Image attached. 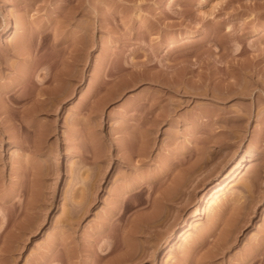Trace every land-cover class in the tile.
I'll return each instance as SVG.
<instances>
[{
	"label": "rangeland",
	"instance_id": "1",
	"mask_svg": "<svg viewBox=\"0 0 264 264\" xmlns=\"http://www.w3.org/2000/svg\"><path fill=\"white\" fill-rule=\"evenodd\" d=\"M0 234V264L247 262L264 241V0H0Z\"/></svg>",
	"mask_w": 264,
	"mask_h": 264
},
{
	"label": "bare ground",
	"instance_id": "2",
	"mask_svg": "<svg viewBox=\"0 0 264 264\" xmlns=\"http://www.w3.org/2000/svg\"><path fill=\"white\" fill-rule=\"evenodd\" d=\"M67 75H68V73H67ZM66 75V76H67ZM69 76V75H68ZM19 78V77H18ZM64 78V77H63ZM21 79H23V78H21ZM20 79V80H21ZM68 79V78H67ZM65 80V79H64ZM70 80V79H69ZM67 83H68V81H67ZM64 84V83H63ZM66 84V83H65ZM66 87V86H65ZM59 90V89H58ZM58 90H56V92L58 91ZM64 90H65V88H64ZM51 92V91H50ZM61 92V93H60ZM58 91V93L56 94L55 93V91H52V94L50 95L51 97L50 98H52V99H56L57 97H58V94H59V97L60 96H62V93H64L63 91ZM66 92V91H65ZM64 95V94H63ZM65 96V95H64ZM51 99V100H52ZM50 100V99H49ZM54 100H53V102H54ZM53 102H52V104H53ZM55 103V102H54ZM144 119V118H143ZM149 120V119H148ZM144 121V120H143ZM146 123V122H145ZM126 128V127H125ZM123 129V128H122ZM138 130V129H137ZM141 131L143 130V129H140ZM149 130L151 131V129L149 128ZM124 131H125V129H124ZM123 131V132H124ZM148 130H146V132H147ZM138 132V131H137ZM145 131L143 130V133H144ZM148 134H141L142 135V139H141V144H140V146H138L137 145V143H136V145H137V147L135 146V148H129V145H127V146H124L125 147V149H127V151H128V148H129V152H127L129 155V157L126 159V155L123 157L124 158V160L126 159L128 162H129V160H130V162H129V164L132 162L131 161V159H129V158H131V157H133V156H135L134 154H137V155H142V154H146L145 152L147 151L146 150V146H147V141L149 140L148 139V137L150 136L149 134V132H147ZM124 134V133H123ZM131 135V134H130ZM146 135H148V136H146ZM109 136V135H108ZM133 136V135H132ZM93 137H97V136H93ZM110 137V136H109ZM113 137V136H112ZM139 137V136H138ZM103 138V137H102ZM111 138V137H110ZM131 138H133V137H131ZM98 139V138H97ZM101 139V138H100ZM104 139V138H103ZM114 139V138H113ZM113 139H112V141H113ZM94 140V143L96 142V141H98V140H95V138L94 139H92V141ZM102 140V139H101ZM100 140V141H101ZM127 140V139H126ZM106 141V142H105ZM131 141V140H130ZM138 141H139V139H138ZM104 142H105V145L107 144L108 145V141H107V139L105 138V140H104ZM92 144L93 145V148L95 149L94 151L96 152V149H97V152L95 153L96 155H95V158H99V157H103V156H108V158H109V160H110V158H111V156H109V154H107V151H102V148H106V147H109V146H105L104 145V147H101V145L99 146V144H101V143H103V142H101V143H97L98 145H97V147L98 148H96V144ZM124 143H126V142H124ZM139 143V142H138ZM149 143V142H148ZM103 145V144H102ZM114 145V144H113ZM112 145V146H113ZM126 145V144H125ZM101 147V148H100ZM99 149V150H98ZM122 149V148H121ZM148 149V148H147ZM105 150V149H104ZM108 150V149H107ZM124 150V149H123ZM123 150H122V152H123ZM126 152V151H125ZM126 153V154H127ZM123 154H125L124 152H123ZM94 155V154H93ZM143 155V156H144ZM119 156V155H118ZM131 156V157H130ZM107 158V157H106ZM122 158V157H121ZM133 158H135V157H133ZM106 160H108V159H106ZM108 160V161H109ZM107 162V161H106ZM241 166V165H240ZM240 166H237L236 168H235V170L232 172V174L229 176V177H225V178H223V179H221L212 189H211V191H209L204 197H202L201 198V203L200 204H197L196 205V207H195V209H194V211H193V214L194 215H198L199 213H201V211H202V209L203 208H206L207 206H208V204L215 198V196H217L222 190H224V188H225V186H229V184H231L232 182H234L235 180H237L238 178V174L240 173V171H239V169H240ZM9 221H7V223L6 224H9L8 223ZM16 222V221H15ZM15 222H13V225H14V223ZM231 222V221H230ZM233 223H235V222H233ZM237 223V222H236ZM17 232H16V236H15V240H16V242L19 244L20 242H21V239H22V226L20 227V225L21 224H19V226H18V222H17ZM243 225V224H242ZM8 226V225H7ZM15 226V225H14ZM241 226V225H240ZM244 226V225H243ZM228 227V228H227ZM235 226H234V224H232V223H229V225L227 224V226H226V228L224 227V230H225V233L223 234L222 233V235L220 236V239H219V237H218V240H216V241H218L217 243L215 242V244L217 245V246H215L214 248H217V249H215V251H216V253L217 254H215V255H218V254H222V252H224V249L225 248H228L229 246V244H230V242H231V239H232V232H234V230H235V228H234ZM181 228V227H180ZM239 228H241V227H239ZM234 229V230H233ZM15 230V229H14ZM177 231H179V230H177ZM223 231V230H222ZM186 231H183L182 232V237L186 234L185 233ZM224 232V231H223ZM185 233V234H184ZM221 234V233H220ZM1 235V234H0ZM1 237V236H0ZM23 237H24V235H23ZM186 237V236H185ZM234 239V238H233ZM262 241V240H261ZM259 243V242H258ZM214 244V245H215ZM257 245V244H256ZM263 248H264V241L261 243L260 242V244H258L255 248H254V250H255V253L252 251H249V255H250V258L247 260V262H245L244 264H248L249 262H251V260H253L254 258H255V256L257 255V254H259L260 252L263 254L264 253V251H263ZM17 249V248H16ZM5 250V249H4ZM251 250V249H250ZM5 251H7V250H5ZM4 251V253H6ZM10 251H12V250H10ZM3 252V251H2ZM212 252H213V250H212ZM8 253V252H7ZM211 253V252H210ZM4 255V254H3ZM214 255V256H215ZM5 256V255H4ZM211 256V255H210ZM213 256V255H212ZM211 256V257H212ZM213 256V257H214ZM260 256V255H259ZM209 257V256H208ZM212 257V258H213ZM258 257V256H257ZM207 259V258H206ZM209 259H211V258H209ZM260 260V259H259ZM207 262V261H206ZM258 262H260V261H258ZM209 263H210V261H209ZM212 263V262H211ZM256 263V261H253V262H251L250 264H255Z\"/></svg>",
	"mask_w": 264,
	"mask_h": 264
}]
</instances>
